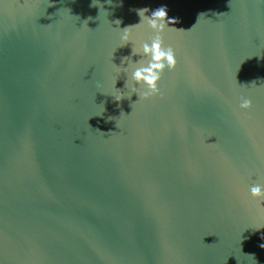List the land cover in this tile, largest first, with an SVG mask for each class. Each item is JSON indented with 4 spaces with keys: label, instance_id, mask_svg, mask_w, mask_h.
Returning a JSON list of instances; mask_svg holds the SVG:
<instances>
[{
    "label": "water",
    "instance_id": "1",
    "mask_svg": "<svg viewBox=\"0 0 264 264\" xmlns=\"http://www.w3.org/2000/svg\"><path fill=\"white\" fill-rule=\"evenodd\" d=\"M161 6L139 99L121 29ZM262 182L264 0H0V264H264Z\"/></svg>",
    "mask_w": 264,
    "mask_h": 264
},
{
    "label": "clouds",
    "instance_id": "2",
    "mask_svg": "<svg viewBox=\"0 0 264 264\" xmlns=\"http://www.w3.org/2000/svg\"><path fill=\"white\" fill-rule=\"evenodd\" d=\"M137 11L140 16V23L121 29L122 34L120 39L122 44L120 47L131 42L133 45L132 54L141 56V59L134 63L135 67L131 72V80L134 81L131 87V93L137 94L139 99L142 98L147 100L160 94L159 82L162 80L164 72L166 70H174L177 66L176 51L172 46L165 45L163 34L171 30H185L169 26L175 25L179 21L168 17L166 6H161L152 11L150 16L146 14L149 12L148 8L138 9ZM116 22H118V24L121 23L119 20ZM141 25H144L154 33V35L149 37L150 42L145 40L137 41L132 29ZM193 27H195V25ZM128 59L129 57L127 56L123 57L122 64L117 66L120 71L124 73L128 72V68L122 66L127 63ZM137 85H139V87H137ZM127 86L128 81L126 80L125 87ZM131 96L122 94L119 98L115 97V100L123 101L125 98L131 99ZM239 107L242 110L251 109L252 100L242 97ZM250 194L254 199L264 202V182L253 184L250 187ZM261 211H264V208H262ZM261 247L264 248V244H262Z\"/></svg>",
    "mask_w": 264,
    "mask_h": 264
}]
</instances>
